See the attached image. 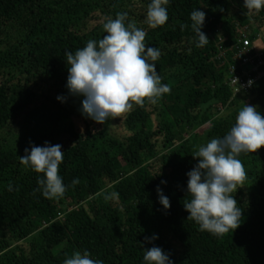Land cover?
Listing matches in <instances>:
<instances>
[{
	"label": "trees",
	"instance_id": "obj_1",
	"mask_svg": "<svg viewBox=\"0 0 264 264\" xmlns=\"http://www.w3.org/2000/svg\"><path fill=\"white\" fill-rule=\"evenodd\" d=\"M151 3L0 0V264H64L77 251L103 264H147L145 250L152 247L172 264H264V148L238 157L247 173L234 194L242 210L238 229L223 236L200 231L184 207L191 200L188 173L199 164L198 131L211 123L204 141L224 138L244 95L264 116V78L236 96L229 85L231 69L242 71L239 40L264 44V9L249 14L245 0H169L167 23L152 29ZM194 10L206 17L203 47L192 29ZM118 13L127 14L125 26L135 23L147 33L146 49L159 50L149 62L170 92L98 124L83 114L85 97L67 87L66 52L89 40L98 46L107 35L103 24ZM229 107L236 110L211 119L213 109ZM23 141L62 146L63 197L46 198L37 182L43 174L20 163L31 151Z\"/></svg>",
	"mask_w": 264,
	"mask_h": 264
},
{
	"label": "clouds",
	"instance_id": "obj_2",
	"mask_svg": "<svg viewBox=\"0 0 264 264\" xmlns=\"http://www.w3.org/2000/svg\"><path fill=\"white\" fill-rule=\"evenodd\" d=\"M168 3L169 0H152L147 9L149 27L156 29L167 23L165 6ZM244 6L249 14L259 12L264 9V0H245ZM205 18V13L200 10L191 13L192 29L199 38L197 47L209 42L201 30ZM126 19V13H118L115 19H108L103 24L107 35L98 42V46L96 41L89 40L74 54L66 52L69 65L67 87L72 95L85 97L83 114L98 124L123 117L133 110L134 105L156 104L170 92L169 86L161 83L155 63L149 62L159 58V50L146 49L147 33L137 28L135 23L125 26ZM185 27L187 25H181L182 29ZM252 83L249 81V85ZM61 147L59 144L33 145L30 153L25 149V155L20 157L22 165L43 174L37 182L48 199L61 198L67 190L59 175L64 159ZM261 148H264V116L256 107L245 105L224 138L212 139L194 153L193 157L199 160V164L188 173L191 200H186L184 207L190 213L188 220L195 221L200 231L223 236L240 227L242 210L234 194L243 187L247 173L238 157L242 153H256ZM78 182V179L73 180V184ZM8 190L12 191L11 184ZM157 192L160 203L165 209H170L168 197L159 188ZM116 195L112 194L113 197ZM144 260L147 264H172L159 247L146 249ZM64 264H103V261L91 259L87 251L83 255L77 251Z\"/></svg>",
	"mask_w": 264,
	"mask_h": 264
},
{
	"label": "built area",
	"instance_id": "obj_3",
	"mask_svg": "<svg viewBox=\"0 0 264 264\" xmlns=\"http://www.w3.org/2000/svg\"><path fill=\"white\" fill-rule=\"evenodd\" d=\"M239 42L241 48H237L239 54H236V57L242 59L240 65L242 71L233 67L229 74V85L233 89L234 96L247 93L253 89L258 80L264 78V44L259 43L258 40L253 42L248 36ZM249 81L253 83L249 85Z\"/></svg>",
	"mask_w": 264,
	"mask_h": 264
},
{
	"label": "rangeland",
	"instance_id": "obj_4",
	"mask_svg": "<svg viewBox=\"0 0 264 264\" xmlns=\"http://www.w3.org/2000/svg\"><path fill=\"white\" fill-rule=\"evenodd\" d=\"M187 88H184V89H182V90H179V92L182 94V95H184L186 92H187ZM241 101H242V103L241 104H243V107L245 106V105H249V106H253V107H256L257 108V105L255 104V103H253V101L252 100H248V98L244 95V96H241ZM246 102V103H245ZM236 110V107H229V108H227V109H225V110H223L222 112H220V111H218V110H216V109H213L211 112V119H213V118H218V117H227V116H229L231 113H233L234 111ZM210 117V116H209ZM210 125H211V123H209V124H207V125H205V126H203L199 131H198V133H199V139H198V144H199V146L201 147V146H204V145H207L206 143L207 142H205L204 141V131L207 129V128H209L210 127ZM181 135V134H180ZM35 136V134H29V136H27L28 137V140H30V139H33V137ZM181 136H183V135H181ZM11 138H10V140H11V143H12V145H16L17 144V140H18V138H15V136H10ZM184 137V136H183ZM185 137H187V135L185 134ZM22 138V136H20V139ZM16 139V140H15ZM27 141H23V143H26ZM33 142V141H32ZM31 142V144L29 145V142H27L24 146H26V147H29V148H32V145L34 144V142L32 143ZM22 145V144H21ZM27 167V166H26ZM110 191V190H109ZM105 193H103V194H101L102 196L104 195ZM70 212H71V210H70Z\"/></svg>",
	"mask_w": 264,
	"mask_h": 264
}]
</instances>
